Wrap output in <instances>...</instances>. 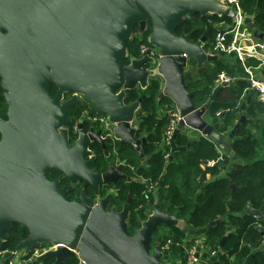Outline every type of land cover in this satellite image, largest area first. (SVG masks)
<instances>
[{
	"label": "water",
	"instance_id": "water-1",
	"mask_svg": "<svg viewBox=\"0 0 264 264\" xmlns=\"http://www.w3.org/2000/svg\"><path fill=\"white\" fill-rule=\"evenodd\" d=\"M235 8L228 10L216 0H0V87L8 105L6 114L0 111L2 250H6L7 231L21 223L29 228V236L17 250L32 251L43 242L58 244L57 249L36 259L53 257L54 264H62L78 253L80 264H162L163 251L159 244L152 251L153 238L159 226L170 223L171 218L157 205L130 235V195L121 211L108 209L113 193L95 204L85 191L81 200L68 197L78 182L98 194L103 184L132 180L124 172L126 160L104 172L92 168L97 159L91 149L94 144L109 152L107 137H103L106 129L103 124L96 129L97 120L87 117L89 128L82 120L74 140L67 128L70 114L76 104L86 100L90 116L106 115L115 123L112 139L143 156L141 145L147 139L136 136L134 121L146 95L142 92L131 103L126 98L129 91L145 90L152 78H159L164 80L160 96L174 100L184 117L181 126L199 131L222 152L235 154L228 139L236 135L246 116H241L230 133L219 132L206 116L210 105H196V93L189 90L185 77L192 58L203 63L217 56L206 53L205 36L191 42L190 33L176 34L184 19L213 13L234 16ZM147 21L154 54L127 57L136 25L144 31ZM245 23L254 27L250 17ZM253 34L264 40V32L254 30ZM52 85L58 88L54 96ZM67 91L83 98L77 95L63 101ZM72 141L75 143L70 145ZM58 172L71 184L61 186V179H50ZM246 211L264 218L262 209L251 204ZM261 250L264 242L253 254ZM14 256L12 253L9 259Z\"/></svg>",
	"mask_w": 264,
	"mask_h": 264
},
{
	"label": "trees",
	"instance_id": "trees-1",
	"mask_svg": "<svg viewBox=\"0 0 264 264\" xmlns=\"http://www.w3.org/2000/svg\"><path fill=\"white\" fill-rule=\"evenodd\" d=\"M240 4L246 16L254 23V28L247 25L249 29L264 32V0H261L259 6L258 0H240ZM257 7L259 11H256ZM195 17L196 19H184L176 34L190 33L191 42H198L205 36L208 49L213 47L218 31L228 29L234 23V17L230 14H197ZM150 33L151 25L144 32H141L140 27L136 28L128 42L127 52L130 53H127V57L132 53L141 55L140 47L143 44L153 47L149 41ZM227 37L231 40L232 34ZM214 53L217 58L201 68L192 58L185 77L189 90L196 93V105H210L206 116L214 119L215 129L219 132L230 133L241 116H246L247 119L240 125L236 135L228 139L235 152V162L229 153L221 152L209 138L202 136L200 139H193L186 127H180L177 131L175 146L163 144L169 124L168 111L175 107V102L169 96H160L161 80L152 78L145 90L138 88L129 91L126 98V103H131L142 95V91L146 95L134 121L136 136L147 139L141 146L143 156L136 149L119 145L117 153H113L109 146L111 156H105L97 144L93 145L98 154L92 165L93 169L104 172L118 160H126L124 172L132 180H121L117 185L103 184L98 195L89 187L88 195L92 198L103 197L113 188L115 192L109 209L115 207L118 210L124 207L130 195L133 198L127 228L130 235L141 228L157 205L162 211L172 213L179 210L190 214L192 225L207 227L203 246L210 252H218L212 264H244L249 257L251 259L248 264H264V250L253 254L254 249L263 246L264 218L246 211L247 205L251 204L254 209H262L264 215V156L259 157V153L264 151V102L259 100L257 91L250 88L249 72L246 69L260 66L262 60L252 56L243 62L237 53ZM222 72L233 80L226 85H217ZM56 89L57 86L52 85L51 93H55ZM1 102L3 107L7 106L4 99ZM86 109H89L88 102L77 105L71 111L73 139L76 137L73 134L75 120ZM219 112L221 113L218 114ZM216 159H219V163L208 164ZM226 166H229V175L221 176ZM209 175L212 179L208 180ZM232 184L237 187L233 189ZM70 198L75 199L76 196L71 194ZM218 219L222 220L210 225ZM159 228L154 237L159 234ZM172 231L173 234L163 235L159 239L160 249L170 255L184 253L182 264H186V252L196 242H186L176 226H173ZM229 232L231 234L222 243L223 237ZM7 234L6 251L2 250L3 240L0 238V263L5 258V264H10L8 257L29 236V228L21 223H14ZM54 263L53 257L28 262ZM62 264H80V258L74 254L68 256Z\"/></svg>",
	"mask_w": 264,
	"mask_h": 264
},
{
	"label": "built area",
	"instance_id": "built-area-1",
	"mask_svg": "<svg viewBox=\"0 0 264 264\" xmlns=\"http://www.w3.org/2000/svg\"><path fill=\"white\" fill-rule=\"evenodd\" d=\"M224 3L227 5L228 8H233L234 6H236L234 23L230 28L222 29L218 31L216 38L213 42L214 44L212 50L213 52H223L225 54L237 53L241 61L244 62L245 59L247 58V55L241 49L237 39L239 35L243 34V32L247 30V24L245 23V19L247 16L240 4V0H224ZM228 34H232L231 40L228 39L227 37ZM259 46L263 47V44L259 42L255 44V47H259ZM140 52L141 55H144L147 52L153 55L155 50L153 49V47L151 48L150 46L143 44L140 47ZM246 69L249 72L248 80L250 83V88L256 90L258 93L259 100L261 102H264V74H254L250 72L249 67H246ZM232 80L233 78L229 77L225 72H222L217 79V85H221L224 82L229 83ZM174 106L175 107L173 109H170L168 111L169 124L165 131V138L163 141L164 142L163 144H167V145L173 144L175 135L181 127L180 121L184 118L177 105L175 104ZM221 112H219L218 114H220ZM91 118L93 120L100 121L105 126L106 131H109L111 127L114 126V122L110 121L109 117L106 115H93V117ZM194 130L195 129L193 128H188L187 131L189 134H192L191 131ZM195 131L197 132V130ZM216 163H219V159L211 160L208 162L209 165H214ZM152 187H154V185ZM166 246L168 247V245ZM198 247H199V241H196V243L187 250L186 264H197L199 262V256L197 257L196 255L198 253ZM57 248H58V244L52 243L50 245L37 247L32 251V253L33 256H40L50 250H54ZM217 253L218 252L214 251L212 252V255L217 256ZM164 264H171L170 259L165 260Z\"/></svg>",
	"mask_w": 264,
	"mask_h": 264
},
{
	"label": "crops",
	"instance_id": "crops-1",
	"mask_svg": "<svg viewBox=\"0 0 264 264\" xmlns=\"http://www.w3.org/2000/svg\"><path fill=\"white\" fill-rule=\"evenodd\" d=\"M216 1L220 5H222L224 8H227L228 10L232 9V8L227 7V5L224 3V0H216ZM232 17H234V16H232ZM247 25L250 26V24H247ZM251 28H254V27H251ZM253 32L254 31L250 30L249 27L247 26V30L244 31L243 34L238 36L237 41H238L241 49L244 51V53H246L247 58L255 56V57L262 60V63L260 66L249 67L250 72H252L254 74H264V60H263L264 59V40L260 39L259 37L254 36ZM205 42L203 44L206 47ZM258 42L263 44V47H261V46L255 47V44ZM206 53L213 54V55L217 56L213 52L212 48H210V49L206 48ZM226 56L229 57L230 55H226ZM209 61L210 60H206L203 63L197 62L198 63L197 65H198V67L201 68L204 65H206ZM163 87H164V80L161 81V90L163 89ZM209 119L214 121V119H211V118H209ZM188 128H190V127L186 126L187 130H188ZM191 133H192L191 137H193V139H200L202 137V134L199 131L196 132L194 130V131H191ZM174 143H175V141L173 142V146H175ZM229 154H230V157L232 158V161L235 162L234 154H232V153H229ZM261 156H264V151L259 153V157H261ZM171 159H173V158L171 157ZM227 175H229V166H226L224 168L223 172L221 173V176H227ZM209 179H212L210 177V175L208 176V180ZM162 212L167 213L170 216L171 221H170V223H167V224L164 223V224L160 225L159 234L153 238L154 250L156 248V245L158 244L159 239L163 235L173 234L172 228H173V226H176L180 230V232L184 235V239L186 242H190L192 240H195V242L199 241V247H198L199 262L198 263L199 264H212L213 261L215 260L216 256H213L212 252H210L209 249H207L206 247L203 246V242L206 238L207 227H196V226L192 225L190 223V216L191 215L185 214L179 210H176L172 213L168 212L167 210H164ZM14 253H15V256L13 257L12 260L9 259L12 254L8 257L10 264H28V262H32L33 260H35L38 257V256H33L32 251H29L27 248H20L19 250H16ZM183 254H181V255L177 254L176 255L175 253L174 254L171 253V257H172L170 259L171 264H177L178 262H180L182 264ZM250 259H251V257H249L244 264H248Z\"/></svg>",
	"mask_w": 264,
	"mask_h": 264
},
{
	"label": "flooded vegetation",
	"instance_id": "flooded-vegetation-1",
	"mask_svg": "<svg viewBox=\"0 0 264 264\" xmlns=\"http://www.w3.org/2000/svg\"><path fill=\"white\" fill-rule=\"evenodd\" d=\"M151 24H150V22L149 21H147V27L148 26H150ZM138 27H140L139 25H136V27H135V29H134V32L136 31V28H138ZM141 30V29H140ZM146 30V29H145ZM133 32V33H134ZM141 32H144V31H141ZM128 53V52H127ZM58 89V88H57ZM57 89L55 90V93H53V96L56 94V92H57ZM143 90V89H142ZM4 92H5V90L2 88V87H0V106H2V100L4 99L5 100V97H4ZM79 96L80 98H83L80 94H78V93H76V92H70V91H67V92H64V98H63V101H65V100H67V99H70V98H72V97H74V96ZM142 95H143V93H142ZM141 96V95H140ZM3 97V98H2ZM6 101V100H5ZM87 103V101L86 100H84V99H82V102L80 103V104H76L75 106H74V108H76L77 107V105H82V104H84V103ZM7 107H8V105L6 106V107H3L2 106V108L0 107V111L3 113V114H6L7 113ZM89 108H90V105H89ZM71 116V115H70ZM87 117H89V119L90 120H93L91 117H93V115L92 116H90V112H89V109H86V110H84V112H83V115H82V117H80V118H78V119H76L75 120V123H74V129H73V132H75V135H76V137H77V134H78V132H79V124H80V122L82 121V120H84L83 121V123H84V126L87 128V125L89 124V121L90 120H88V118ZM72 116H71V122L69 123V125H67V128L69 129V131H70V136L72 137V131H71V128H72ZM98 123H97V128L96 129H99L101 126V122L100 121H97ZM114 126H115V123H114ZM113 126V127H114ZM113 127H111V128H113ZM104 128H105V126H104ZM108 133V134H107ZM107 137V140H106V143H107V149H109L108 147L110 146L111 147V149H113V153H117V149H118V146L117 145H119V147H121L120 146V143H119V141H117V140H114V139H112L111 138V129L109 130V131H105V134L103 133V137ZM1 137V136H0ZM73 139V138H72ZM74 140H76V139H74ZM75 142L73 141L70 145H73ZM97 145L101 148V150H102V153L105 155V156H111V153H110V151L108 152V154H106L105 153V150L101 147V145L99 144V143H97ZM142 146V145H141ZM91 149L93 150V154H95L96 155V158H97V156H98V154H97V152L94 150V148H93V146L91 147ZM123 160H118L117 161V163L115 164V165H119L121 162H122ZM124 169H125V167H124ZM50 179L51 180H57V179H61V186H65V185H69V184H71V182L65 177V175L63 174V173H61V172H58V173H52L51 175H50ZM74 186V189L72 190V191H70V192H68V197L70 198V195L71 194H73V195H75L76 196V198L75 199H71V200H81L80 199V196H81V193L83 192V191H85V194L88 196V197H90L91 198V202H92V204H95V203H97L98 201H99V199H101V198H103V197H105V196H103V197H101V196H96L95 198H92L90 195H88V188L89 187H91V186H84V184H83V182H78V183H76V184H74L73 185ZM92 188V187H91ZM93 189V188H92ZM94 190V189H93ZM95 192V191H94ZM114 192H115V190L113 189V188H111L110 190H109V192H108V194L109 193H113V195H114ZM96 194V193H95ZM96 195H98V194H96ZM111 202V201H110ZM110 204V203H109ZM108 209H109V207H108ZM117 209V208H116ZM123 209V208H122ZM121 209V210H122ZM110 210V209H109ZM118 210V209H117ZM121 210H118V211H121ZM45 243V244H44ZM41 244V243H40ZM43 244L44 245H50V244H52V242H43ZM44 245H36L33 249H32V251L35 249V248H37V247H41V246H44ZM14 253V252H13ZM1 263H2V260H1ZM3 264H5V263H3Z\"/></svg>",
	"mask_w": 264,
	"mask_h": 264
},
{
	"label": "rangeland",
	"instance_id": "rangeland-1",
	"mask_svg": "<svg viewBox=\"0 0 264 264\" xmlns=\"http://www.w3.org/2000/svg\"><path fill=\"white\" fill-rule=\"evenodd\" d=\"M209 120H210V119H209ZM210 122H213V120H210ZM152 251H154L153 246H152ZM171 258H172L171 255H169L168 253H164V252H163L162 264H164V261H165V260H168V259H171Z\"/></svg>",
	"mask_w": 264,
	"mask_h": 264
}]
</instances>
